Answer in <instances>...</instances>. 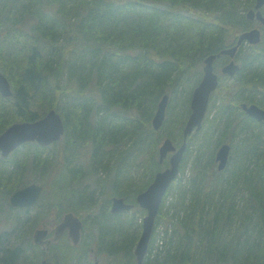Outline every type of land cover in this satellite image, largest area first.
Returning <instances> with one entry per match:
<instances>
[{
  "label": "trees",
  "instance_id": "16d2710c",
  "mask_svg": "<svg viewBox=\"0 0 264 264\" xmlns=\"http://www.w3.org/2000/svg\"><path fill=\"white\" fill-rule=\"evenodd\" d=\"M255 3L256 0H0V70L5 74L14 67L18 74L10 81L13 96L0 94V133L15 122L36 121L51 109L59 110L58 99L68 98L72 90L78 98L63 106L67 135H71L68 141L75 146L91 141L94 168L100 164L108 170L112 167L116 172L115 191L139 206L133 195L138 189L144 190L147 183L144 178L136 182L126 166L134 163L138 157L135 150H141L150 139L144 128L151 127L160 99L166 93L170 95L164 123H175L171 122L165 134L181 145L182 128L191 113L192 93L203 76L205 58L233 45L236 35L251 28V20L242 11L254 8ZM262 10L264 13V7ZM262 31L259 44L240 47L236 59L241 68L236 75L220 76L203 127L193 134L199 175L186 189L175 181L172 193L178 196L170 207L176 212L169 216L173 231L157 252L152 235L143 264H264V123L241 108V102L264 107V25ZM191 75H197L192 83ZM226 79L233 82L225 83ZM92 84L99 99L93 96L84 100L81 94L94 90ZM223 90L225 95L220 97ZM120 111H136L138 115L120 119ZM97 115L100 118H94ZM122 140L129 149L118 150ZM225 143L233 147V165L227 176L217 172L215 161L217 149ZM37 148L39 161L47 163L48 158L41 156L43 148ZM204 158L203 166L209 167L206 174L199 167ZM161 165L157 161L148 168L149 176ZM77 168L72 169L75 175L81 172ZM82 171L89 173L92 168ZM78 186L83 187L81 183ZM238 189L248 192L241 195L245 196L244 208L235 198ZM82 192H75L73 210L91 213L94 198L90 195L83 199ZM169 194L168 190L157 225L164 218ZM107 207L94 218L105 220L102 232L116 229L109 221L113 216L107 213ZM139 210L146 213L140 207ZM123 214L121 239L110 246L124 250L128 258L137 232L126 226L130 217ZM165 215L168 217V212ZM15 254L18 255H11Z\"/></svg>",
  "mask_w": 264,
  "mask_h": 264
},
{
  "label": "rangeland",
  "instance_id": "374dc122",
  "mask_svg": "<svg viewBox=\"0 0 264 264\" xmlns=\"http://www.w3.org/2000/svg\"><path fill=\"white\" fill-rule=\"evenodd\" d=\"M52 1L57 2V0H52ZM0 9H1V5H0ZM242 12L244 14L245 13L247 14V10H243ZM257 26H258V22L252 20L250 23V27L254 28ZM251 28H249V29H251ZM236 37H238V35H236ZM225 60H226L225 57H220L216 61L215 68H216V71L219 73V75H221V72H220L221 67H222L221 65ZM10 68L7 69L6 73H5L6 75L9 76V77H7L8 80L10 79L9 81H11V77L14 78L18 75L17 69H15L14 67H10ZM202 71H203V68H202ZM191 76H192V78H191V81H189V82L192 83L195 81V78L197 75H191ZM65 79H66V77H65ZM224 82L225 83H232L233 80L232 79H228V80L226 79ZM91 86L94 87L93 84ZM93 89L94 90H90V89L87 90L85 94L82 93L81 94L82 98H84V100H88V99H92L93 96H95L96 99H99V98H97V95H98L97 90L95 89V87ZM71 92H72V95L69 94L68 98H67V96H64V97H66V99L64 97H63L64 99L61 98L60 101L58 99V102L60 104V109L56 110V111L59 112L60 115L62 114L61 115L62 118H65L63 115V108H64L63 106L66 105L65 102L70 101L71 99H72L71 101H73L75 98H78L76 93H74L72 90H71ZM212 94H213V96H216L215 91ZM224 95H225V90L220 92V97H222ZM80 100L81 99H77L76 101H80ZM37 111L40 112L41 109H39V107H38ZM130 114L133 116L138 115V113L136 111L130 112ZM130 114L127 112H124V111H120V112H118V117L120 119H122L124 117L126 118L128 116L131 117ZM97 117L100 118V115H97L94 118H97ZM171 122H172V120L169 121V123H167V124L164 123V126H162L159 130H155L153 128L152 120H151V127L148 128L147 126H145L144 129L146 130V133L150 135V139L146 140L144 147L141 148V150H138V149L135 150L136 153L138 152L137 153L138 157L135 159L134 163L130 162L126 166L127 169H129V172H130L129 174L131 176H134V179L136 182H139L142 178H144V180H145L144 183H147L146 185L148 186L149 183L153 180L155 173L158 170H161V169H164L165 167H167V165L165 163H163V166L161 165L162 167L160 169L155 168V171L152 173V175L149 176V173H148L150 171L149 169H151L154 166L155 162H157V161L159 162V148H160L163 140L166 137H171L170 135L167 136L165 134V130L170 129ZM172 123H175V120ZM184 125H183V127H184ZM165 126H166V129H165ZM150 128H152L156 132L154 134H152L149 130ZM173 129L175 132L177 131L176 128L173 127ZM166 133H167V131H166ZM70 136L71 135L69 133L67 135V129H65L63 137H61L59 140H57L56 143L49 146V148L46 150V152L43 153L42 158H46V159L48 158V162L46 163V161H39V165H37L34 157L31 156L33 153H31V154L29 153L30 150H32V148L26 149L25 145H24V154H23V151H20V153L17 155V158H16L17 160H23V158H24V168L23 169H21L19 167L16 168L17 172L23 171L22 172L23 176H22L20 183H23V184H25L27 182L41 183V184L45 185L46 190H47L46 196L44 195V198L42 199L41 203H47L48 200L53 201L54 197H52V196L54 194L56 195V193H57L58 199H56L55 201L58 200V202L61 204V206L65 210L68 208L73 209L75 206H73L74 204L70 205L69 198H67L68 199L67 203H65L62 200V199H65V197L63 195L60 198V196L62 194L61 190L63 188L60 189L59 187L60 186L67 187L69 184L70 178H71L70 174L68 172L69 169L66 168V166H64V165L68 164V166L70 168L78 167L77 169H81V171H82V168L83 169H89V168L91 169L92 168V171H90L89 173L85 172L82 177H80V178L76 177L75 180H72V184H73V190L75 192H77V193L82 192V191L84 192V193L82 192V194L84 195L83 199H85V198L87 199V198H89L90 195H92V197L94 198V201L91 202V206H92V208H95L92 212H98V214L97 215H94V214L90 215L89 212L87 210H84V209H79L80 214L78 212L77 213L75 212V213L77 215L79 214L82 217H85L87 219L88 218H91V219L92 218H98L101 216V210H103L110 203V200L113 196H121L115 191V188H114L115 180H116V172L112 169V167L110 170L105 169L103 164H100V163H99L100 165H96L97 167L94 168L95 163H94V159L92 158L91 141H87V143H85V144H80L79 146H75V145L70 144V142L68 141L71 138ZM121 143H123V145L117 147L118 150L125 149L128 146V145L127 146L125 145L123 140L121 141ZM134 146H136L135 143H134ZM108 147H111V146H108ZM129 148L130 147H127V149H129ZM235 153L236 152L233 153V156L235 155ZM196 154H197V151H196V147H195V138L193 137V135H191L190 139L188 140V149L186 151V154L184 155V160L182 162V166L180 168L179 175L177 176V179H175L169 186V191H171V194H169V196L167 197V200H166V206L164 207V212H163L164 218L160 219V221L158 222V225L156 224L157 225L156 232H155V234H153L154 238H155V242H154L155 250H154V252H157V250L164 248V246L166 244V240L169 238L170 234L173 231V225L170 224V222H169V216L172 213L176 212V211H173L174 209L172 208V206L170 207V205L175 203V199L178 196V193H176V194L174 192L172 193V190H173L172 188H173L175 181L180 182V188L181 189H186L187 184L194 181V178L197 179V176L199 175V168L197 169V167H195ZM171 155H172V153H169L167 159L165 160L166 162H169V158ZM132 156H133V154H132ZM25 158H26V160H25ZM33 160H35V163H33ZM113 160H115V159L113 158ZM205 161H206V158H204L201 161V163L199 164V167L206 174L209 171V167L203 166L205 164ZM112 163H113V161H112ZM0 170L13 172L12 164L7 163V164H3L2 166L0 165ZM216 170H217V164H216ZM229 170H231V168L228 167V168L220 170V171L217 170V172L222 173L223 176H227V174L230 172ZM146 171H147V173L145 174ZM150 179H151V181L149 182ZM79 183H81L83 185V187L78 188ZM224 184L225 183H224V179H223L222 186H224ZM139 192H141V190L138 189L134 193L133 198H136L137 194ZM246 192L247 191H243L242 189L241 190L238 189V192L235 195L237 203L239 204L240 207H243V208L245 207V204H246V202H245ZM242 193H244L245 196H241ZM63 194L69 195V189L65 188V190L63 191ZM125 201L133 202L130 197H128ZM64 211H63V213H64ZM65 212H67V211H65ZM166 212H168V217L165 215ZM124 213L127 214V216H126L127 219L130 217L129 222L126 224V226H129L131 228V230H130L131 232L132 231L135 232V231L139 230V232H138V236H139L141 234V231H142V225L140 227V224H141V222H143V218H144L146 213L143 214L139 210V206H137L136 204L132 210L126 211ZM0 217H1V215H0ZM56 217H57V214L51 215V217H50L51 221L55 222L54 219H56ZM131 219H132V221H131L132 223L130 222ZM0 232H3V231L0 230ZM88 233H89V229L87 227V230L85 231L86 237H87ZM134 244L132 246V253L130 254V256H128V258L122 254L116 255L115 257L111 258L112 264H137L136 256L133 252V250L136 247L137 242ZM76 255H77V257L79 256V249H76ZM103 261L107 262L105 259ZM66 263H68V262H66ZM77 264H83V262L80 260H77Z\"/></svg>",
  "mask_w": 264,
  "mask_h": 264
},
{
  "label": "water",
  "instance_id": "95a60500",
  "mask_svg": "<svg viewBox=\"0 0 264 264\" xmlns=\"http://www.w3.org/2000/svg\"><path fill=\"white\" fill-rule=\"evenodd\" d=\"M264 0H256L254 8L247 11V18L259 21L260 25H264ZM262 39V30L260 26L242 32L237 39L235 45L225 47L217 54H210L204 60L203 77L200 83L194 88L191 98V113L183 128V143L177 147L171 137H166L159 148V162L163 163L170 152V166L156 172L150 185L137 196V202L146 210L143 219L142 232L135 248L138 264H142L147 254L149 242L153 233L156 217L159 213L161 203L170 186L177 178L180 172V166L183 161L187 140L194 132L202 129L203 121L206 116L211 93L217 89L219 85V75L215 71L214 63L219 56H229L231 60L222 67V73L233 77L239 71L240 66L235 61L236 53L242 44H258ZM0 92L3 96H12L13 90L8 78L0 71ZM170 101V95L164 94L158 103L155 115L152 118V126L155 130H159L166 119L167 108ZM243 109L248 115L255 120L264 122V108L256 103L242 104ZM65 132V124L59 112L56 109L50 110L44 117L34 122H17L12 124L7 130L0 134V149L6 156L12 150L26 141H38L42 145L50 144L59 140ZM231 152V145L225 143L221 145L216 152V160L218 162V170L226 168ZM42 186L31 184L27 187L19 189L12 195L13 205L31 206L33 205ZM134 204L125 201L123 197H114L112 201L111 211L113 213L129 211ZM82 220L74 213L69 212L65 215L64 220L57 228V237L69 228L71 236L75 243H79L81 237ZM39 234V235H38ZM38 235V236H37ZM36 241L42 237V233L37 232ZM44 264H52L45 262ZM207 264H227L209 262Z\"/></svg>",
  "mask_w": 264,
  "mask_h": 264
},
{
  "label": "flooded vegetation",
  "instance_id": "af4514ba",
  "mask_svg": "<svg viewBox=\"0 0 264 264\" xmlns=\"http://www.w3.org/2000/svg\"><path fill=\"white\" fill-rule=\"evenodd\" d=\"M239 50L240 48L238 49L237 53L239 52ZM236 56L235 61L239 64ZM220 57L221 56H219L218 58ZM225 58L226 61L221 65L222 67L231 60L230 58H228V56H226ZM217 59L215 60L214 64H216ZM221 70L220 72H222ZM222 75L227 76L225 74ZM243 103H252L241 102V108L247 114V112L242 107ZM22 122H24V120ZM56 142L57 141L48 145H39L43 148V150H41V156L46 152L49 146ZM24 145L26 149L32 148L29 153H33L31 156L34 157L37 165H39V159L37 157L39 150L37 148L38 143L36 141L22 143L6 156L0 149V165L2 166L3 164L11 163L12 169H15L14 172L0 170V230L3 231L0 232V264H44L45 262H51L52 264H77V260L82 261L83 264H112L111 258L119 254L125 255L124 250H120V248L112 249L110 246L111 242H116L119 240V238L121 239L120 235L123 233V228L125 225L124 220H122L120 217L124 212L113 213L111 211L112 201L114 197L123 196H113L107 207V213H110L113 216L109 221L116 225V229L113 231L104 230L103 232L101 231V227H106L103 224L105 220L94 218L87 219L79 214L77 215L73 209L68 208L65 210L58 202V200L55 201L56 199H58L57 193L56 195H53V201L48 200L47 203H41L44 195L46 196L47 193L45 185L37 182H27L25 184L20 183L23 176V171H16L17 167L21 169L24 168V158L23 160L16 159L20 151H23L24 154ZM232 151L233 147L231 153ZM231 156L232 155L230 154V158L226 168H232L233 163ZM35 160H33V163H35ZM215 161L218 165L216 154ZM64 166L69 169L68 172L71 178L67 187H59L60 189L63 188L61 190L62 193L65 188L69 189V195H63L65 199L62 200L67 203V198H69L70 205L74 204L73 206H76V194L73 190L72 180H75L76 177L80 178L84 174V171H81L80 173H78V175H75V173L71 172L73 168H70L68 164H65ZM31 184H38L42 186V190L39 193L36 202L31 206L13 205L11 201L12 195L19 189L27 187ZM94 209L95 208H93V210ZM64 210L67 212H65ZM69 212L74 213L76 216H79L82 219L81 237L79 243L74 242L73 237L70 233L71 230L69 228H67L62 235H59V237H57V228L59 224L64 220L65 215ZM53 214H57L56 219H54L55 222H52L50 218ZM89 214L97 215L98 212H91ZM87 227L89 229V233L86 237L85 231L87 230ZM38 231L39 233H42V237L39 241H36L35 238L39 235H37ZM136 232L137 235L135 241L138 242L141 234L138 236L139 230ZM113 237H115L116 240H114ZM135 241L134 243H136ZM76 249H79L78 257L76 255ZM13 252L18 253V255H11L13 254ZM133 252L135 254V249L133 250ZM104 259L107 262H104Z\"/></svg>",
  "mask_w": 264,
  "mask_h": 264
}]
</instances>
